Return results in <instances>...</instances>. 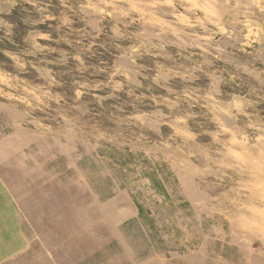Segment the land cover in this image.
<instances>
[{
	"label": "clouds",
	"instance_id": "1",
	"mask_svg": "<svg viewBox=\"0 0 264 264\" xmlns=\"http://www.w3.org/2000/svg\"><path fill=\"white\" fill-rule=\"evenodd\" d=\"M25 2L40 13L47 11L48 5L40 8L38 0ZM60 3L84 22L80 31L92 36L89 49L104 33L106 22L110 24V39L135 41L126 49L115 44L122 50L109 76L114 91L123 90L125 82L143 86L137 79L142 74L141 66L136 65L139 55L174 60L168 51L171 46L177 49L176 56L191 61L189 66L175 67L157 62L151 79L172 95L152 97L158 106L151 114L152 119L147 114L136 117L155 138L141 134L128 145L119 136L106 137L100 133L94 137L93 148L107 139L121 149L130 146L136 156L134 162L123 167L117 165L106 174L115 195L103 222L114 224L124 234L128 264H148L149 261L135 259L137 252L144 249L155 251L152 264H160L161 258L165 264H264V117L260 108L264 104V67L234 60L235 53L221 46L227 39L239 42L238 51L248 56L252 55L248 49L256 51L257 45L264 51V0H76L75 6L72 0ZM47 19L56 17L45 16L33 23ZM72 23L67 13L62 12L61 25L71 28ZM5 27L9 34L12 26ZM40 35L36 33L33 38L37 50H42L36 42ZM5 55L24 71L25 63L19 57L9 52ZM75 59L80 60V56ZM215 60L231 64L234 70L214 68ZM260 63L264 64V59ZM38 71L48 78L49 85L56 83L48 70ZM197 73H204L209 79L208 89L202 93L199 88L185 87L176 93L167 87L168 81L176 77L190 85L199 79ZM117 76H123L124 81L115 80ZM243 77L255 82L247 94L233 92L226 100L219 98L220 84ZM82 94L77 90V98ZM128 94L133 92L129 90ZM61 100L50 88L34 86L18 74L0 70V114L6 117L0 124V167L25 175L41 168L36 157L26 152L36 139L47 138L60 144L62 138L65 143L61 147L75 151L72 142L83 130L73 120L57 112L52 119L58 121V127L53 128L45 124L46 114L44 118L37 115L50 108L51 103L59 105ZM181 101L189 108L196 105L204 108L208 122L215 127L193 131L188 121L195 119L196 113L174 114ZM165 126L171 130L167 135L162 131ZM202 135L210 138L208 143L200 142ZM28 161L35 168L29 169ZM82 180L91 182L84 177ZM185 204L204 211L200 218L195 215L196 223L191 230L186 224L177 223L181 236L175 230L161 236L163 225L149 223L156 220L159 212L167 213ZM126 208L132 209V214L120 217L121 210ZM202 216L213 221L207 231L203 230ZM193 241L196 242L187 247ZM257 242L259 246L253 247ZM181 247L187 250L181 253Z\"/></svg>",
	"mask_w": 264,
	"mask_h": 264
},
{
	"label": "rangeland",
	"instance_id": "2",
	"mask_svg": "<svg viewBox=\"0 0 264 264\" xmlns=\"http://www.w3.org/2000/svg\"><path fill=\"white\" fill-rule=\"evenodd\" d=\"M72 3L75 6L76 0H72ZM11 4L14 6L11 7ZM45 5H48L47 11L40 13L25 0H0V70L18 74L32 85L50 88L53 95L62 97L59 105L51 103V107L46 108L43 113H37L41 118L47 115L45 124L58 127V121L52 117L61 112L83 132L72 142L75 151H65L61 147L65 143L62 138L60 144L47 138L36 139L26 152L34 155L42 167L27 175L22 171L0 167V174L17 200L30 240L27 252L16 264H128L124 234L114 224L103 222L105 211L114 202L111 197L115 195L111 181L106 180V174L117 165L123 167L134 162L136 156L130 146L121 149L107 139L100 140L99 146L93 148L92 145L96 143L94 137L100 133L106 137L119 136L128 145L134 143L141 134L155 138L147 128L142 127L136 117L147 114V118L152 119L151 114L158 107L152 97L172 95L151 79L156 72L157 62L175 67L177 64L189 66L191 61L176 56L177 49L171 46L168 51L172 53L174 60L139 55L136 57V65L141 66L139 70L142 74L137 79L143 86L137 87L125 82L123 90L114 91L109 85L113 64L121 50L135 41L110 39V24L106 22L104 33L89 49L87 46L92 43V36L81 34L80 30L84 29L85 24L78 14L62 8L60 0H38V7L43 8ZM62 12H66L72 19L71 28L61 25ZM49 15L56 19L33 23ZM6 24L12 26L9 34H6ZM36 33L41 34L36 37V42L42 50L33 47ZM117 43L122 49L115 47ZM221 46H227L229 52L235 53L232 57L234 60L255 62L256 67H264L260 63L264 59V51L260 50V45L256 46V51L248 49L252 51L250 56L238 51L241 44L237 41L225 39ZM5 52L19 57L25 63L24 71L16 68L14 61ZM77 55L80 60L75 59ZM214 68L234 70L231 64H226L223 60H215ZM38 70H48L56 83L49 85L48 78L42 77ZM197 76L199 79L190 85L178 77L173 78L168 81L167 87L176 93L182 92L185 87L199 88L202 93L208 89L209 79L204 73H197ZM115 80L124 81V77L117 76ZM254 83L248 77L222 83L219 85L222 93L219 98L226 100L233 92L245 95ZM83 84L88 87H81ZM95 84H100L101 87H93ZM77 90L83 93L79 98L76 96ZM129 90L133 95L128 94ZM138 96L141 98L137 99ZM159 107L168 112L163 105ZM260 108L261 116L264 117V104ZM185 112L197 114L195 119L188 121L193 131L202 132L205 128L215 127L208 122L206 110L199 105L189 108L187 103L181 101L174 114L183 115ZM5 120L6 117L0 114V124ZM162 131L167 135L171 130L165 126ZM209 140L208 136L200 137L201 143H208ZM28 168H35V164L28 161ZM82 177L91 182H84ZM203 211L185 204L180 209L159 212L156 220H150L149 223L163 225L159 233L161 236L173 230L177 236H181L177 223L186 224L191 230L196 223L195 215L200 218ZM131 214L132 209L126 208L121 210L120 217L126 218ZM202 220L203 230L207 231L213 221L203 216ZM195 242L188 243L187 247ZM258 246L259 242L253 245ZM186 250V247L180 249L181 253ZM154 254L155 251L144 249L137 252L135 259L152 264ZM162 261L163 258L160 262Z\"/></svg>",
	"mask_w": 264,
	"mask_h": 264
},
{
	"label": "crops",
	"instance_id": "3",
	"mask_svg": "<svg viewBox=\"0 0 264 264\" xmlns=\"http://www.w3.org/2000/svg\"><path fill=\"white\" fill-rule=\"evenodd\" d=\"M7 185L0 174V264H16L27 252L30 240L17 200Z\"/></svg>",
	"mask_w": 264,
	"mask_h": 264
}]
</instances>
